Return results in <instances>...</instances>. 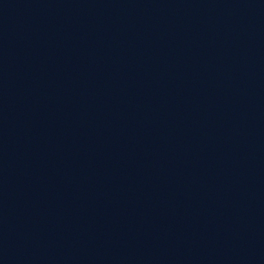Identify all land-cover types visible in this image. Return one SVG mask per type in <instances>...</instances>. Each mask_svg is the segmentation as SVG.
Listing matches in <instances>:
<instances>
[{"label":"water","instance_id":"95a60500","mask_svg":"<svg viewBox=\"0 0 264 264\" xmlns=\"http://www.w3.org/2000/svg\"><path fill=\"white\" fill-rule=\"evenodd\" d=\"M0 264H264V0H0Z\"/></svg>","mask_w":264,"mask_h":264}]
</instances>
